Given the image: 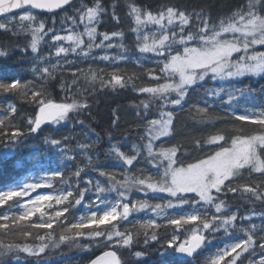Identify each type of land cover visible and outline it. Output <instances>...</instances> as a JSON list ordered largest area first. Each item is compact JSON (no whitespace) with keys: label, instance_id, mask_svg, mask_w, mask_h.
I'll return each mask as SVG.
<instances>
[{"label":"snow or ice","instance_id":"6c2138e0","mask_svg":"<svg viewBox=\"0 0 264 264\" xmlns=\"http://www.w3.org/2000/svg\"><path fill=\"white\" fill-rule=\"evenodd\" d=\"M71 3L72 0H0V14L6 18V22H0V31L9 34V41L18 40L21 34L25 38L30 35V41L22 45L0 41V57L7 60L11 53L17 52L31 56L37 64L42 63L44 57L39 56L38 47L43 35L53 32L54 29L49 28L45 32L46 26L42 21L37 25L38 17L33 10L52 12ZM125 3L127 18L134 25L131 32L136 36L139 52L154 54L160 72L159 76H152L155 86L138 88L132 86L137 94H148L152 100L162 102L157 106L158 118L148 119L153 113L154 106L150 101H140L143 112L137 111L136 122L139 126L147 123L148 142L142 146L133 143L130 151L134 155H128L118 142L112 143L114 137L111 133L108 134L110 142L108 155L121 162L124 173L122 179L117 178L116 172L102 169L98 158L94 160L93 151L101 139L97 134L95 140L90 143H79L77 147L91 166V171L95 172L97 177H102L103 181L96 179L93 182L91 177H85L84 186L81 187L80 178L85 169L77 167L71 177H66L63 170L52 171L42 175L35 182L0 191V207H3L13 197H26L32 190L41 187L52 188L53 182L66 186L59 190V194L37 195L34 200H28L19 215L10 217L5 214L0 217L5 222L11 218L15 223L30 220L37 213L41 219L47 216L46 221L33 225L38 231H46V235L35 237L38 243L0 241V264H11L12 260L19 259L21 252L36 257L39 264V257L49 246L58 247L61 243L67 242L81 247L77 240L84 237L90 240L99 239L105 246L114 249L104 251L102 255L91 260L90 264H127L121 250H127L131 257L142 262L149 253L142 250L133 251L138 241L134 240L130 232L107 231V228L115 229L116 223L126 220L130 213L144 209H150L155 217L159 218L138 222L139 227L144 230L142 247L148 249L152 243L159 245L154 249L160 254L159 264H172L166 259L169 256L196 258L202 254L205 246L210 245L212 239H216L221 233L233 242L218 248L205 260V264H241L246 254H250L249 264H264V232L258 239L254 238L255 229L264 228V224L251 225L247 228L238 225V219L250 221L251 217L239 216V210L233 211L225 199L229 193H240L246 195L250 202L264 203V179L258 184L243 188L232 184V181L239 178L245 170L264 178V104L247 108L243 114H239L235 107L240 101L255 105L256 98L253 91L246 87L230 86L243 85L245 78L264 79V51H257V47L264 48V0H248L246 5H241L238 10L220 19L218 24L210 13L205 15V8L209 6L204 5L201 11L196 12L194 10L196 6L192 5L190 0H151L145 5L138 4L136 0H125ZM116 8V0H113L111 12L103 5L102 0H91V6L81 0L80 7L75 10L74 15L65 17L71 23V27L67 29L68 34L52 36L53 42L59 44L64 41L69 45L58 46L55 50L56 57L71 53L87 58L92 55L93 50H100L103 54L94 57L95 60L123 61L124 56L112 55L111 50H127L122 42L125 33L98 30L99 25L103 23L102 17H110L116 22V26L120 25L121 17L117 15ZM190 8L192 10H189ZM13 10H19L21 15L16 17ZM80 25H83V30H76ZM150 28L154 30L149 31ZM117 39L121 42L115 43ZM65 63L70 64L71 61ZM37 64H34L31 71L34 77L41 81L52 76L58 68V63L51 64V69L38 67ZM88 72L92 75L85 78L93 92L96 91L98 78L101 90L110 88L114 92L128 88L131 83L130 79H125L118 71L108 74L107 78L99 75V72L91 67ZM80 75V70L73 72L74 77ZM208 79L217 83L222 82L226 86L209 89L207 95L217 100L226 97L222 103L233 109L227 113L228 116L234 117L233 123L246 122L254 126V130L259 134H247L243 125L235 128L234 134H225V129H218L216 134L210 135L203 143L199 139L195 140L194 146L197 150H203L205 147H214L216 150L204 152L202 157L194 158V162L185 163L180 158L181 156L187 158L189 155L180 152L181 145L154 150V141L158 138L175 135L174 111L182 110L191 92ZM161 80L163 82H160ZM77 84L78 79H73L70 87ZM27 88L28 83L22 82V78L19 77L10 78L9 82L0 81V91L4 93L24 92ZM61 90H65L63 84ZM31 95L34 98L36 112L34 119L28 120L27 132L16 126H5L4 120L0 119V141L16 142L24 135L37 133L45 122L58 125L70 121L71 113L91 107L87 100L83 103H78L75 99L71 102H54L43 87L40 91H33ZM205 104V107L198 109V113L211 119L209 110L212 106L207 105V101ZM137 107L139 108V105ZM167 108H171L172 111H165ZM118 111L119 109L113 110L115 117L112 121L113 127L119 123V116L116 115ZM77 122L84 123L83 120ZM140 139L143 141L145 136L141 135ZM45 142H49L47 138ZM50 143L58 146L69 160L74 159L73 156H67L69 151L67 147H60L62 140L51 139ZM141 159L156 170L154 175H145L143 168L138 169L139 175L128 174L131 171L129 166H134ZM133 190L143 192L145 195L148 192L163 193L167 194L169 199L155 204H150L147 200L130 204L127 201ZM87 193H93V199L85 203V208L95 207L96 210H90L76 222L68 223L63 229L67 234L54 240L51 231L54 230V222L65 223L66 214L84 203ZM112 194H115L114 200L111 199ZM54 206H58L59 210L52 214L45 211V207L52 209ZM184 206H190L189 210L181 211L178 216L169 215L167 212L168 209L183 210ZM213 209L214 211H211ZM260 216L264 220V213ZM8 227L7 223H0V229L7 231ZM169 228L172 229L171 234L167 232ZM161 229L165 231L164 236L160 235ZM237 232H243L246 238H238L235 235ZM22 235L27 239L32 234L24 231ZM82 247L87 249L89 246ZM257 255L258 259L251 258ZM7 257H11V260L6 259ZM183 264H190V261L184 260Z\"/></svg>","mask_w":264,"mask_h":264},{"label":"trees","instance_id":"16d2710c","mask_svg":"<svg viewBox=\"0 0 264 264\" xmlns=\"http://www.w3.org/2000/svg\"><path fill=\"white\" fill-rule=\"evenodd\" d=\"M140 5L150 3L151 0H136ZM192 5L196 7V12L201 11V7L207 5L205 8V15L209 13L214 17L215 22L218 24L220 19L230 15L232 11H236L241 5H246L248 0H190ZM81 0H73L71 5L52 13H40L35 12L37 15V25L39 22L45 23V32L47 29H54L53 32L43 35V39L38 47L40 57H44L42 63L37 64L31 56H24L20 53L13 52L9 55L7 60L0 57V81L9 82L10 78L19 77L22 78V82L28 83V88L24 92H13L4 93L0 91V119L4 120L5 126H16L19 129L27 132V124L30 118L34 119L36 106L33 103L34 98L31 93L33 91H40L41 87L47 90L49 98L53 99L54 102H71L75 99L78 103H83L85 100L91 105L89 109L77 110L70 114V121L61 122L58 125H52L50 122H45L44 125L38 130L37 133L28 134L22 136L16 142H3L0 141V189L4 188L10 183L23 182L24 178L28 176V173L35 169V165L38 159L43 161L49 167L56 166L59 170L65 172L66 177H71L77 167L85 169V172L81 175V187H83V180L85 177H91L93 182L96 179L103 181L102 177H97L95 172L91 171V166L88 165V161L84 158L77 145L79 143H90V141L96 139L98 134L101 139L99 144L93 151L94 160L98 158L99 165L102 169L108 172H116L117 178L122 179L123 170L118 165L120 161L113 159L108 155V149L110 142L108 140V134L111 133L114 140L112 143L118 142L122 146L128 155H134L130 151L131 145L136 143L138 145L146 144L147 141V123L139 126L136 122L137 111L143 112V106L140 105L141 100L150 101L153 104V113L149 115L148 119L158 118L157 106L162 103L160 101L152 100L148 94L139 95L133 91V85L138 87L155 86V81L152 76H159V68L156 63L151 64L148 62L149 59L141 61L139 58V50L136 46V36L131 32V28L134 26L130 19L127 18V7L125 0H116L117 8L116 13L121 17V23L116 26V22L111 20L110 17H102L103 23L99 25L98 30L101 32L108 31H123L125 38L122 41L125 45L126 51H120L118 49H112V55H122L125 57L123 61L117 62H104L95 60L94 57L102 55L100 50H93L92 55L84 58L77 54L69 53L67 56L63 54L58 58L55 55V50L58 46H69L67 42L61 41L59 44L52 41L53 35H67V29L71 27L70 21L66 20V16H73L76 9L80 7ZM84 3L91 6V0H84ZM103 5L112 11L113 0H102ZM189 10H192L191 8ZM16 17L21 15L20 11L13 13ZM79 21V16H76ZM53 21H55L53 23ZM63 21V23H62ZM0 22H6V18H0ZM76 30H83V25H80ZM151 31V30H149ZM0 41L12 44H23L30 41V35L25 38L21 34L18 40L14 39L9 41V34L0 31ZM98 42V41H97ZM115 43L121 42L119 39L114 41ZM257 51H264V48L257 47ZM38 60V58H37ZM65 61H71L70 64H66ZM58 63V68L53 72L52 76L46 80H38L34 77L31 69L34 64L38 67H49L51 64ZM89 67L94 71L99 72V75L107 78L108 74L118 71L125 79H130L131 83L128 88L112 91V89L101 90L99 84V78L97 79L93 92L90 83L85 78L91 76L92 73L88 72ZM162 67V65H160ZM80 70L81 75L74 77L73 72ZM151 70V75H149ZM73 79H78V84L75 87H70ZM160 82H163L162 80ZM61 84L64 85L65 90H61ZM35 85V86H33ZM226 86L222 82L217 83L208 79L206 82H202L201 85L195 88L187 102L183 105V109H177L174 111L175 124L173 132L175 133L172 137H160L154 141L155 149L159 150L161 147H172L181 145V153H189L187 158L181 156L180 158L187 162H194V158L197 156H203L204 152L215 151L216 149L205 147L203 150H197L194 146L195 140L199 139L201 143L207 139L210 135L216 134L218 129H225V134H234L235 128L240 125L244 126V130L247 134H253L258 131L254 130V126L247 124L246 122L234 121V117L228 116V111H232L227 104L222 103L226 100V97H221L219 100L214 97L207 95L209 89H215L216 87ZM234 87H246L253 91L256 98V104H246L244 101H240L235 107V111L238 113L244 112L247 108L259 107L264 104V79L258 77L245 78L243 85L235 84L230 85ZM79 90V91H78ZM205 101L207 105L212 107L209 110V117H216V121L213 124H199L194 121L198 118H205L203 114L198 113V109L205 107ZM139 105V108L137 107ZM15 109V111H13ZM119 109L116 115L119 116L118 126L113 127L112 121L115 118L113 110ZM165 111H172L171 108L164 109ZM83 120L84 123L80 124L77 121ZM6 130H8L6 128ZM141 135L145 136L142 141ZM49 142H45V139ZM67 138V139H65ZM229 135V139H230ZM51 139H60L63 143L60 145L61 148L67 147L69 149L67 156H73L74 159L69 160L64 156L63 151L58 146L50 143ZM145 155L147 153L145 152ZM131 171L130 175H139L138 169H145L144 174H153V168L147 165L146 162L141 159L139 163L134 166H129ZM264 179L258 174H250L248 170H245L239 178L232 181L234 186L243 188L251 184H258ZM72 183H75L74 178ZM54 189L59 191L63 185L56 184L53 182ZM157 195V194H154ZM154 195L133 190L129 194L128 202L131 204L133 201L147 200L150 204L161 203L163 200L157 198ZM93 197V193H87L85 201L79 206L71 209L67 216V221L63 224H57L54 222V230L52 236L54 240H58L61 235L67 234L64 232V227L68 223L76 222L77 218L82 212L90 209L85 208L87 203ZM224 198V197H222ZM111 199H115V194H112ZM228 206L233 210H239V216H250L251 220L240 221L238 219V225L242 227H251V225L264 224V220L261 219L260 214L264 213V203L260 201L250 202L246 195L240 193L232 194L229 193L225 198ZM18 199L9 201L3 207H0V216L6 212V209H10ZM190 208V206H184V209ZM183 209V210H184ZM144 209L139 212L130 213L126 220H122L116 223L115 229L111 227L107 228V231H121L130 232L134 240L138 243L134 246L133 251L142 250L149 253L142 262L136 261L135 258L131 257L127 250H121L124 258L127 260V264H159L161 259L157 249L158 244L152 243L151 247L144 249L143 239L144 230L139 227L138 222L144 221ZM181 209H172L168 211L169 215H179ZM211 211H214L211 210ZM17 215V214H15ZM139 217L138 220L135 218ZM34 221H16L13 223L11 218L5 222L0 219V223H7L8 230L0 229V241L8 243L9 237L12 232H16V235H20L21 228L27 227ZM163 223V221H160ZM169 234L172 233V229H167ZM256 239L259 235L264 232V228H256ZM30 244L38 243L35 239L38 235H46L44 230H35L31 232ZM74 235V233H71ZM151 234V232L149 233ZM160 235L164 236L165 231L160 230ZM235 235L238 238H246L243 232H237ZM23 238V237H22ZM211 238V237H210ZM8 239V240H7ZM18 240V239H17ZM18 242H21L20 240ZM17 242V243H18ZM227 242H233L223 236V233L216 239H212L210 245L205 246V250L202 254L196 258H177L169 256L166 259L170 262L183 264L184 260L190 261V264H205V260L216 252V250L222 247ZM77 243L81 247H77L76 244L72 243H61L58 247L49 246L44 254L39 257V264H90V261L95 259L98 255L102 254L108 249H112L111 246H105L104 242L95 239L90 240L87 237L78 238ZM163 243V241H161ZM22 244V242H21ZM83 245H88L87 249L83 248ZM258 249V245H257ZM114 250V249H112ZM252 259H258L257 257H251ZM6 259L11 260V257ZM250 254H246L241 264H249ZM11 264H37V258L28 256L24 253L19 254V259L11 261Z\"/></svg>","mask_w":264,"mask_h":264},{"label":"rangeland","instance_id":"374dc122","mask_svg":"<svg viewBox=\"0 0 264 264\" xmlns=\"http://www.w3.org/2000/svg\"><path fill=\"white\" fill-rule=\"evenodd\" d=\"M149 30H154V29H149ZM139 58L141 61H145L147 59L149 63L151 64H154L156 63V59L157 57L152 54V53H139ZM228 112H231V111H228ZM244 112L242 113H239V114H243ZM216 117H211V119H208V118H198V119H195L194 121H197L199 124H206L207 126L209 124H213L216 119ZM253 134H259L258 132L256 133H253ZM119 167H122L121 164L118 165ZM59 169L56 167V166H53V167H49L48 165H46L43 161H41L40 159L37 160L36 162V165H35V169L31 170L29 173H28V176L26 178H24L23 182H19V183H10L8 184L7 186H5L4 188L0 189V191H5V190H10L11 188H15V187H20L22 186L24 183H32V182H35L37 179H39L42 175H45L47 174L48 172H52V171H58ZM156 170L153 168V175L155 174ZM158 178V177H157ZM150 195H154V193H151V192H148ZM49 194H59V191H57L56 189H54V187L52 188H38V189H34L32 190L28 196L26 197H23V198H20V197H13L12 200L10 201H13L14 199H18V201L12 206L10 207V209H6V212L4 214H2L0 217H2L3 215L7 214L9 215L10 217L12 215H19L20 212H22L24 209H23V205L28 201V200H34L35 197L37 195H49ZM156 196L157 198L163 200V201H166L167 199H169V197L167 196V194H163V193H158L157 195H154ZM93 199V197L91 198ZM114 200V199H113ZM128 202V201H127ZM56 210H59L58 206H54L52 209H48L47 207H45V211L49 214H52L54 213V211ZM91 210H96V208L94 207L93 209ZM101 210H103L101 208ZM169 210H172V209H168L167 212ZM189 208L187 209H184V211H188ZM90 211V210H89ZM88 211V212H89ZM88 212H86L85 214L83 215H86L88 214ZM144 216L146 219H159L157 217H155V214L152 213L150 210H146V212L144 213ZM34 222L31 223V225L29 224L27 227H23L21 228V233L20 235H22V233L24 231H29V232H33L35 231L36 229L33 227V225L35 223H40V222H44L47 220V216H45L43 219L40 218L39 216V213L35 214L32 218H31ZM30 219V220H31ZM138 218H136L137 220ZM18 231V229H17ZM16 231V232H17ZM16 232H12L10 237H9V240H8V243H17L19 240L22 242V244H30V239H25L22 236H18L16 235ZM23 237V238H22ZM18 239V240H17ZM21 242H18L21 244ZM109 250H112V249H108L107 251Z\"/></svg>","mask_w":264,"mask_h":264},{"label":"water","instance_id":"95a60500","mask_svg":"<svg viewBox=\"0 0 264 264\" xmlns=\"http://www.w3.org/2000/svg\"><path fill=\"white\" fill-rule=\"evenodd\" d=\"M73 1V0H72ZM67 5H65L64 7H66ZM63 7V8H64ZM58 10H60V9H54L52 12H56V11H58ZM15 11H18V10H13V12H15ZM35 11H37V12H45V13H52V12H48L47 10H35ZM0 17H3V14H0Z\"/></svg>","mask_w":264,"mask_h":264}]
</instances>
